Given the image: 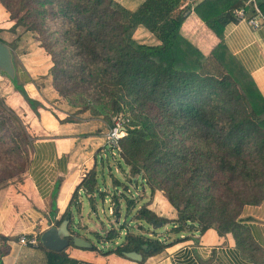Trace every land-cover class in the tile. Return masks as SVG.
<instances>
[{
  "label": "trees",
  "instance_id": "1",
  "mask_svg": "<svg viewBox=\"0 0 264 264\" xmlns=\"http://www.w3.org/2000/svg\"><path fill=\"white\" fill-rule=\"evenodd\" d=\"M187 1L144 0L131 10L115 0H0L16 20L12 31L20 27L34 34L50 56L49 76L59 97L79 114L101 117L109 129L113 119L123 115L127 135L121 140L117 161L126 165L136 177L134 181H144L152 195L164 192L178 219L172 222L159 216L151 208V200L137 209L140 198H129L125 192L115 196L117 215L120 201L125 200L128 214L137 209L133 218L137 222L152 228L172 223L176 225L173 234L188 233V238L210 229L220 236L231 233L244 254L257 256L262 249L243 225L241 215L246 206L264 202V99L223 42L224 29L238 21L234 12L244 6V0H207L197 7L207 27L221 40L198 62V70L177 68L172 51L181 40L184 13L192 9L188 5L182 8ZM260 6L264 11V0ZM140 27L159 43H139L134 35ZM19 39L9 45L13 52ZM20 79L17 72L10 81L22 104L12 106L0 97V189L30 168L37 137L29 131L26 112L35 118H40L41 110L52 112L30 96ZM109 156L115 158L111 150L105 160L95 155L94 166L80 181L55 226L69 220L70 231L79 235L73 230L72 208L81 209L77 197L84 194L96 211L95 195L104 194L98 168L107 161L110 169ZM118 169L123 171L121 164ZM114 184L127 186L117 180ZM139 226L141 233L145 227ZM93 233L100 241L102 235ZM104 238L115 247L104 251L93 246L91 250L123 258L126 252H138L144 257L140 264L186 239L178 236L163 242L131 230L120 243V232L115 230ZM38 247L45 251L47 264H89L70 258L65 251L47 250L40 239ZM8 252L3 245L1 257Z\"/></svg>",
  "mask_w": 264,
  "mask_h": 264
},
{
  "label": "crops",
  "instance_id": "2",
  "mask_svg": "<svg viewBox=\"0 0 264 264\" xmlns=\"http://www.w3.org/2000/svg\"><path fill=\"white\" fill-rule=\"evenodd\" d=\"M204 1L207 0H189L182 6L188 5L192 9L180 30L181 40L172 50L177 68L198 70V62L206 58L221 42L207 27L197 9ZM229 1L224 0V3ZM143 2L144 0H119V3L131 10H135ZM15 24L16 20L10 18L0 22V38L8 46L20 38L18 52H14L16 56L35 55L38 51L47 54L39 47L34 34L25 33L20 27L13 32ZM223 35L227 49L250 75L264 99V23L260 22L259 27H254L248 21L238 20L226 25ZM134 38L142 44L159 43L143 27L137 29ZM23 43L29 47L21 48ZM168 56L170 58V54ZM16 67L19 75L27 73L23 63ZM25 87L28 90L27 85ZM14 92L13 87L11 96L5 100L12 106L22 104ZM37 94L39 97L30 96L41 101L50 110L56 106L55 103H59L55 91L51 94L38 91ZM58 112L60 113L56 112V116L59 120H64L63 115L67 110L61 109ZM26 113L29 117V131L37 139L32 145L31 165L24 180L0 189V252L3 245L9 248L6 255H0L2 264H47L44 250L38 246H23L19 240L22 235L40 239L43 232L55 226L80 184L82 179L79 178H83L95 162V156H91L92 151L85 153L87 156L80 153L78 157L79 152L76 151L81 144H85L83 139L86 135L72 131L70 123L59 122L49 110H41L40 118H35L31 112ZM80 124L77 126L81 127ZM108 131L109 128L107 133ZM89 146L87 145L88 149ZM77 158L79 162L75 161ZM241 219L262 249L257 256L249 257L244 254L233 234L220 236L215 229H210L204 234L195 233L192 238L186 236L185 240L177 242L164 253L151 257L145 264H264V202L259 206H246ZM65 252L70 258L89 264H129L127 260L122 263V257L103 256L92 250L69 247Z\"/></svg>",
  "mask_w": 264,
  "mask_h": 264
},
{
  "label": "rangeland",
  "instance_id": "3",
  "mask_svg": "<svg viewBox=\"0 0 264 264\" xmlns=\"http://www.w3.org/2000/svg\"><path fill=\"white\" fill-rule=\"evenodd\" d=\"M115 1L119 2V0ZM24 14L25 13L23 12L20 14V16ZM7 18H10V14L0 2V22L7 20ZM37 37H39L38 34ZM37 42L39 44L41 43L39 41ZM27 47H29V45L26 46L24 43L21 45V48ZM39 47L43 50L41 46ZM15 60L16 66L18 64L21 65V63H23V66H25V68L27 69V73L20 74V80L27 85L28 91L32 96L39 97V94L37 93L38 91L41 92V89L46 90L44 94H46L47 92L51 94L52 91H55L51 85V76H49V69L50 66H52V62L48 53L46 54L44 51H38L37 53H35V55H17L15 56ZM12 91V82L8 77L2 76L0 81V97L5 100L7 97L11 96ZM41 94L43 95V93ZM55 96L57 97L56 100L60 102L57 104L61 105V107H63V110H67V113L63 115L64 118H70L75 121H81V124L79 122L74 123L76 125L70 123V125L72 126V131L76 130L80 133V135H86L83 139V141H85V144H81L79 146V149L76 151L79 152L77 153L78 157L80 156V153H84V155L87 156L85 153L92 151L91 156L94 157L95 155H98V158L103 157L105 160L106 153L110 151V149L105 145L107 141L106 133L108 128L107 125L103 122L102 118H94L90 115L89 112L79 114L77 113L78 109H73L71 106H69L67 101H64L63 98L59 97L56 91ZM17 99L19 100V98ZM48 105L51 106L50 104ZM53 109L57 110V114L60 113L58 112L60 108L54 107L51 108L53 115H57L56 112L53 111ZM119 116L122 117L123 115L120 114ZM57 118L60 119L59 117ZM79 124L81 125V127L77 126ZM87 145H90L89 149L87 148ZM118 155L119 153H115V156H113L115 157L114 159L109 156V166L112 171H110V169L108 168L107 161L105 162V167H102L100 165L98 168V183L101 192L104 194L103 196L101 195V193H97L95 195L96 211L92 209L91 202L86 195H78L77 199L81 202V209H78L76 207L73 208V230L79 234H76V236L89 239L94 246L104 251L115 247L114 243L105 242L104 237L109 232V230H115L120 232L121 240L118 241L119 243L122 242V239L124 238L125 234L130 230L133 231L135 234H144L149 237H152L153 239H161L163 242H168V239H170V241L175 240L178 236L186 237L188 233L181 234L178 236L173 234L174 227L176 226L175 224L169 223L165 226L152 228L146 222L141 223L133 219L134 215H136L137 209H139L140 206H143L146 202L150 200L152 201L151 208L155 210V212L158 213L159 216H162L169 221L173 222L174 220H177L178 213L177 210L169 204L164 192L159 191L155 195H152L150 188L145 184L144 181H134L136 177L132 176L126 165L123 162L120 163L121 161H117L116 156ZM75 161L79 162L78 158L75 159ZM119 164H121L123 171H119ZM25 176L26 173L21 175L20 179H14V182H22ZM81 179L82 178H79V180ZM115 180L127 184V186L123 188H120V186L115 187ZM124 192L129 198H140L138 200L139 206H137V209H134L130 214H128L127 203L125 200H122L120 201V204L122 206L121 213L120 215H117L116 204L118 200H116L115 196H123ZM139 224L145 227V229H141V233H139ZM93 232H97V234L102 235L100 241H98L97 236ZM149 259L150 258H148V260ZM125 260H127L129 264L135 263V261L126 258L122 259V263H124Z\"/></svg>",
  "mask_w": 264,
  "mask_h": 264
},
{
  "label": "water",
  "instance_id": "4",
  "mask_svg": "<svg viewBox=\"0 0 264 264\" xmlns=\"http://www.w3.org/2000/svg\"><path fill=\"white\" fill-rule=\"evenodd\" d=\"M190 10L184 13V17L188 16ZM7 76L11 80L17 77V67L15 60V53L5 43L0 40V76ZM69 220H64L60 226H52L40 236L41 244L50 251L64 252L69 247H75L78 249L91 250L93 243L89 240L73 235L69 229ZM147 249V246H144ZM124 256L127 259L133 260L137 263L143 261L144 257L138 252H126Z\"/></svg>",
  "mask_w": 264,
  "mask_h": 264
},
{
  "label": "built area",
  "instance_id": "5",
  "mask_svg": "<svg viewBox=\"0 0 264 264\" xmlns=\"http://www.w3.org/2000/svg\"><path fill=\"white\" fill-rule=\"evenodd\" d=\"M263 0H244V6L235 10L234 15L238 20L248 21L254 27H259L260 22L264 23V11L260 4ZM114 126L107 133L106 146L113 154L122 152L121 140L127 135V120L122 116H116L113 119ZM20 244L23 246H38L39 239L34 236L22 235Z\"/></svg>",
  "mask_w": 264,
  "mask_h": 264
},
{
  "label": "flooded vegetation",
  "instance_id": "6",
  "mask_svg": "<svg viewBox=\"0 0 264 264\" xmlns=\"http://www.w3.org/2000/svg\"><path fill=\"white\" fill-rule=\"evenodd\" d=\"M74 235H76V234H74Z\"/></svg>",
  "mask_w": 264,
  "mask_h": 264
}]
</instances>
